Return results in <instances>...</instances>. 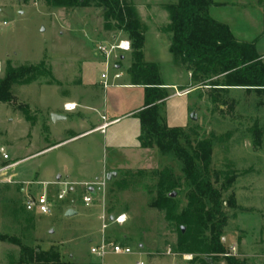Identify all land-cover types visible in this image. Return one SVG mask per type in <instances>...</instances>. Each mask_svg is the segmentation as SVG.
I'll return each instance as SVG.
<instances>
[{
  "label": "rangeland",
  "instance_id": "rangeland-1",
  "mask_svg": "<svg viewBox=\"0 0 264 264\" xmlns=\"http://www.w3.org/2000/svg\"><path fill=\"white\" fill-rule=\"evenodd\" d=\"M177 1L120 0L136 12L146 34L148 57L160 63L161 83L183 86V90H166L159 110L161 124L180 130V144L191 152L198 149L199 141L212 148L210 164L206 167L198 160L197 167L202 179L222 195L226 256L242 264H264V94L247 90L225 94L220 88L194 83L191 72L176 62L163 38L153 36L159 28L168 35L170 21L165 8ZM217 5L211 10L214 19L230 25L237 22L233 5ZM103 16L102 9L95 6L54 8L46 0H0V80L10 67L18 70L45 64L40 73L30 75L28 84L10 89L12 99L0 102V147L8 150L12 164H18L5 174L11 182L0 179V264H25L28 257L23 248L54 250L71 264H199L193 255L177 250V225L156 206L165 171L178 184L175 198L180 214L192 188L183 161L172 152H162L155 142L143 148L139 139L142 151H91L83 158L90 176L102 169L117 176L108 181L104 174L98 181L73 185L64 201L57 200L62 187L57 188L55 178L44 179L43 166L52 160L51 155L43 154L44 145L61 141L50 138L41 125L42 90L52 85L73 93L82 76V64L94 66L93 74L101 79L104 67L96 61L97 45L109 44L102 40L111 41L114 35L127 38L115 29L107 31ZM231 27L233 31V24ZM132 56L133 51L121 55L124 69L131 66ZM212 82L222 84L223 78L206 84ZM190 91L185 99L168 100ZM125 105L130 108L133 103L126 101ZM185 109V126L170 127L168 112L180 119ZM192 114L196 121L190 118ZM94 137L79 144L90 143ZM74 146H66L64 152H71ZM96 182L104 183L103 190L89 192ZM38 194H47L53 201L49 214L26 211L27 196ZM87 195L92 197L90 205L83 202ZM70 208L76 216L66 217ZM111 216H125L126 221L112 223ZM103 243L108 253L99 258L91 249ZM116 245L129 248L131 254L114 253L111 247ZM224 257H219L217 264H226Z\"/></svg>",
  "mask_w": 264,
  "mask_h": 264
},
{
  "label": "trees",
  "instance_id": "trees-1",
  "mask_svg": "<svg viewBox=\"0 0 264 264\" xmlns=\"http://www.w3.org/2000/svg\"><path fill=\"white\" fill-rule=\"evenodd\" d=\"M54 8H83L95 6L102 9L104 27L107 31L115 29L123 32L132 44L133 60L128 75L133 85L145 87L144 110L136 117L141 125L140 141L143 148L150 142L165 153L172 152L183 161L184 173L192 188L188 204L180 214L175 193L178 184L170 180L164 172L160 182V195L156 206L165 213L167 220L174 221L178 229L177 250L182 254L193 255V261L208 264L211 258L217 264L224 257L226 264H242L232 256H226L223 232L226 216L221 193L210 182H205L198 170V160L208 166L211 162L212 148L209 143L199 141L198 149L191 152L180 144V130L167 129L161 124L159 102L165 99L166 89H162L158 65L144 62L145 37L141 32L136 12L124 6L120 0H46ZM215 0H178L165 8L170 24L166 31L171 37L170 53L176 62L191 72L192 80L200 87H241L264 93V66L259 54L252 45L238 42L230 27L211 14L217 7ZM45 64L8 68L6 76L0 80V102L12 99L10 89L14 85L28 84L30 75L40 73ZM223 78V83L212 82ZM233 200V199H232ZM185 228V232H182ZM28 260L25 264H71L60 253L23 248Z\"/></svg>",
  "mask_w": 264,
  "mask_h": 264
},
{
  "label": "crops",
  "instance_id": "crops-1",
  "mask_svg": "<svg viewBox=\"0 0 264 264\" xmlns=\"http://www.w3.org/2000/svg\"><path fill=\"white\" fill-rule=\"evenodd\" d=\"M215 2L219 3L220 8L227 7L229 4L235 7L237 22L232 23L235 29L232 31V24L230 25L226 21L220 22L230 27L238 42L252 45L259 54L260 61L264 66V0H234L232 3L228 0H215ZM141 32L145 37L144 62L159 66V61L149 59L146 34L145 31ZM153 36L158 40L163 38L170 51L169 33L165 36L159 28V30H155ZM119 38L121 37L114 35L111 41H102L113 43ZM96 61L101 64L99 66H103L100 56L96 58ZM119 66L125 71L124 76L114 82L116 86L108 90L102 89L101 79L97 78V73L93 74L94 66H87L86 64H82V76L75 83L73 93L68 90L59 91L52 85L44 86L40 96V106L43 111L39 116L41 125L48 129L50 138L61 141L44 145L43 154L52 157L49 165L43 166L44 179L50 180L51 177H54L55 183L66 180L75 186L88 184L95 180L98 181L104 174H108L102 169L92 176L89 175V169L84 165L83 158L91 151L96 148H102L104 151L108 149H136L142 151L139 141L141 125L136 115L145 109V87L133 85L128 75V69H124L122 63ZM161 88L166 90L180 88L183 90V86L179 83L163 84ZM220 90L225 94L235 90L256 91L264 94L262 91L258 92L254 89L248 90L241 87H221ZM189 93L191 91L186 96L170 97L168 100H182L185 99L183 97L187 98L190 95ZM126 101H131L133 105L130 108L127 107L125 105ZM162 103L163 101L158 103L159 110ZM66 105L75 106V109L67 111L65 109ZM52 115H59L64 119L52 121ZM187 115V109L183 111L180 119H175V116L173 117L168 112V116L172 119V123H169L170 127L185 126ZM102 117H105L106 120H102ZM104 124H107V127L101 130L100 127ZM93 136L95 137L92 138L90 143L79 144L82 139ZM69 145L75 146L71 152L65 153L64 148ZM21 192L24 193V190L22 189Z\"/></svg>",
  "mask_w": 264,
  "mask_h": 264
},
{
  "label": "built area",
  "instance_id": "built-area-1",
  "mask_svg": "<svg viewBox=\"0 0 264 264\" xmlns=\"http://www.w3.org/2000/svg\"><path fill=\"white\" fill-rule=\"evenodd\" d=\"M5 25V24H4ZM98 55L102 58V64L104 70L101 73V87L104 90H108L113 86H116L114 82L120 80L125 71H123L122 67L119 66L121 64V55L132 52V44L127 38H119L115 40L113 43L104 44L100 43L96 47ZM65 109L67 111H72L75 109V106L66 105ZM102 120H106L105 117H102ZM107 127V124H104L100 127L101 130H104ZM10 154L5 147H0V179L11 182V177L8 179L5 177V174L16 167L18 164H12ZM56 185L62 187L59 189L57 194V200L64 201L66 196L73 191V183L70 182H57ZM72 187V190L69 188ZM104 183L96 182L89 187L94 190V193H99L103 190ZM83 202L86 205H90L92 203V197L87 195L84 197ZM25 209L28 212H38L41 214H49L53 207V201L49 198L47 194H40L37 196H27L25 203ZM126 221L125 216H119L115 218V222L122 224ZM112 251L116 254H131V250L129 248H122L119 245L112 246ZM91 252L99 258H103L107 253V246L103 243L98 247H93Z\"/></svg>",
  "mask_w": 264,
  "mask_h": 264
},
{
  "label": "water",
  "instance_id": "water-1",
  "mask_svg": "<svg viewBox=\"0 0 264 264\" xmlns=\"http://www.w3.org/2000/svg\"><path fill=\"white\" fill-rule=\"evenodd\" d=\"M121 60H124V57H121ZM190 118H191L192 120H194V121H196V119H197V118L194 116V114H192V115L190 116ZM51 119H52V121H56V120H60V119H64V118H63L62 116H59V115H52V116H51ZM116 176H117L116 173H108V174L106 175V178H107L108 181H111L112 178H113V177H116ZM89 192L94 193V190H93V189H90ZM175 196H176L175 193H173V194L170 195L171 198H175ZM65 215H66V217H74V216L77 215V212H76L75 210H73V209H68V210L66 211V214H65ZM109 220H110V222L114 223V222H115V217H114V216H111ZM52 232H53V231H52ZM182 232H183V233L185 232V228H182ZM206 261H207L208 264H213V261H212L211 258H206Z\"/></svg>",
  "mask_w": 264,
  "mask_h": 264
}]
</instances>
